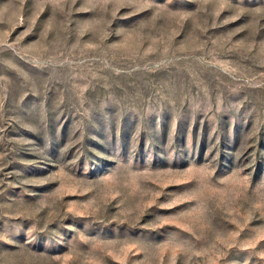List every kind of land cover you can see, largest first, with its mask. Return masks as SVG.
I'll list each match as a JSON object with an SVG mask.
<instances>
[{"label":"rangeland","instance_id":"374dc122","mask_svg":"<svg viewBox=\"0 0 264 264\" xmlns=\"http://www.w3.org/2000/svg\"><path fill=\"white\" fill-rule=\"evenodd\" d=\"M0 264H264V0H0Z\"/></svg>","mask_w":264,"mask_h":264}]
</instances>
